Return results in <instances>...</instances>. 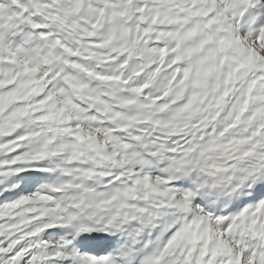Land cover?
Instances as JSON below:
<instances>
[{
	"label": "snow or ice",
	"instance_id": "6c2138e0",
	"mask_svg": "<svg viewBox=\"0 0 264 264\" xmlns=\"http://www.w3.org/2000/svg\"><path fill=\"white\" fill-rule=\"evenodd\" d=\"M0 264H264V0H0Z\"/></svg>",
	"mask_w": 264,
	"mask_h": 264
}]
</instances>
